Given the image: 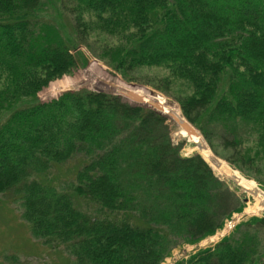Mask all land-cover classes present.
I'll return each instance as SVG.
<instances>
[{
  "label": "trees",
  "instance_id": "obj_1",
  "mask_svg": "<svg viewBox=\"0 0 264 264\" xmlns=\"http://www.w3.org/2000/svg\"><path fill=\"white\" fill-rule=\"evenodd\" d=\"M43 5L0 0V194L21 202L33 235L65 246L74 264H160L240 213L229 182L199 154L180 155L166 114L88 89L38 99L80 63L40 16ZM76 9L79 44L90 30L118 36L102 45L108 63L168 68L191 87L176 96L187 121L206 139L219 129L223 146L241 154L240 171L264 159V0H79ZM250 136L256 155L242 156ZM74 156L88 158L59 190L48 174ZM262 235L264 216H251L177 264H264Z\"/></svg>",
  "mask_w": 264,
  "mask_h": 264
},
{
  "label": "rangeland",
  "instance_id": "obj_2",
  "mask_svg": "<svg viewBox=\"0 0 264 264\" xmlns=\"http://www.w3.org/2000/svg\"><path fill=\"white\" fill-rule=\"evenodd\" d=\"M43 2V10L40 16L55 24L62 35L71 41L72 52L79 54L80 63L71 72L51 80L46 87L38 92V99L49 101L66 90L88 89L109 92L120 96L130 104L146 106L163 113L155 104L144 99L150 94L156 95L159 93L166 97L169 104L179 106L176 96L190 92L191 87L187 81L172 77L169 69L163 66H141L130 71H120L114 68L100 54L103 44H118L120 42L118 36L108 35L98 30H90L86 35L85 33L81 34L84 37L79 44L74 37V29H76L74 28L75 16L79 12L76 7L79 6V0H43ZM82 16L86 22L95 19L92 14L85 12ZM53 86H56L55 90L52 89ZM180 113L182 114L181 109ZM165 116L172 141L180 145V155L199 154L209 164L216 176L229 182L243 204L242 211L239 214L233 213L231 216L233 219L230 217L226 226L194 243L181 242L177 244L160 262V264H177L182 260L186 261L200 250L213 247L224 236H228L237 223L247 220L251 216H264V210L246 212L247 209L254 206L256 198L241 186L236 188L235 185L238 186V184L233 178L225 175L218 165L203 156L191 141L179 134L181 128L179 122L171 116ZM182 117L186 119L183 115ZM187 123L197 130L205 145L220 163L225 165L226 168L237 170L245 178L252 179L257 187L264 191V159L257 160L256 165L253 167L241 165L244 170L240 171L237 168L240 165L237 156H241V154L236 155L233 153V149L223 146L222 132L219 129H211L209 138L206 139L193 124L189 121ZM255 152L254 138L250 136L243 144L242 154L244 155L242 156H254L256 155ZM87 158L86 156H74L63 163L54 165L48 174V181L59 190H66L68 185L73 182L76 170L87 161ZM79 206L89 214L99 213L97 209H94L85 201H81ZM260 239L264 242V235ZM176 257L181 259L178 258L174 262L173 259ZM0 264L74 263L72 255L65 246L56 243H45L42 239L35 237L28 222L23 217L21 202L11 198L8 193H4L0 194Z\"/></svg>",
  "mask_w": 264,
  "mask_h": 264
},
{
  "label": "bare ground",
  "instance_id": "obj_3",
  "mask_svg": "<svg viewBox=\"0 0 264 264\" xmlns=\"http://www.w3.org/2000/svg\"><path fill=\"white\" fill-rule=\"evenodd\" d=\"M52 89H56V86H53ZM141 95L140 93H138ZM142 96V95H141ZM153 104H155L158 108H160L164 114L167 116H171L174 119H176L180 124L181 128L179 130V134L183 137H186L189 141H191L195 148L198 149L203 156H206L207 159L211 160L214 164L219 166V169L228 177L233 178L238 186H241L245 190H247L249 193H251L254 198H256L254 206L247 209L246 212H255V211H262L264 210V191H262L260 188L257 187L255 182L252 179L245 178L242 176L237 170H232L229 168H226L225 165L220 163L219 160H217L212 152L208 149V147L205 145L201 135L192 128L182 117V114L180 113V108L178 105L169 104L167 102V99L162 94H150L146 97V99ZM183 125L185 126H182Z\"/></svg>",
  "mask_w": 264,
  "mask_h": 264
},
{
  "label": "built area",
  "instance_id": "obj_4",
  "mask_svg": "<svg viewBox=\"0 0 264 264\" xmlns=\"http://www.w3.org/2000/svg\"><path fill=\"white\" fill-rule=\"evenodd\" d=\"M178 258H179V257H176V258H174V259H173V260H174V262H175V261H177V259H178ZM174 262H173V263H174Z\"/></svg>",
  "mask_w": 264,
  "mask_h": 264
},
{
  "label": "water",
  "instance_id": "obj_5",
  "mask_svg": "<svg viewBox=\"0 0 264 264\" xmlns=\"http://www.w3.org/2000/svg\"><path fill=\"white\" fill-rule=\"evenodd\" d=\"M179 124H180V123H179ZM180 125H181V124H180ZM182 126H184L183 123H182ZM184 127H185V126H184Z\"/></svg>",
  "mask_w": 264,
  "mask_h": 264
}]
</instances>
